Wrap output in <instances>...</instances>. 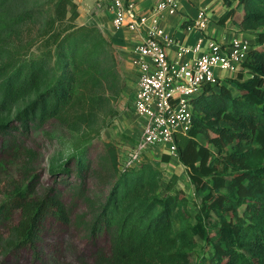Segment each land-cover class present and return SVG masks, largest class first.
Returning <instances> with one entry per match:
<instances>
[{"label":"trees","instance_id":"trees-1","mask_svg":"<svg viewBox=\"0 0 264 264\" xmlns=\"http://www.w3.org/2000/svg\"><path fill=\"white\" fill-rule=\"evenodd\" d=\"M13 1L0 0V149L7 158L0 169L23 164H16L20 181L6 177L10 183L0 189V224L10 223L4 252L28 249L38 259L46 225L55 221L91 241L107 238L109 250L98 248L92 261L42 264H196L199 239L211 248L199 264H264V50L258 49L264 0H223L227 12L219 23L237 21L241 31L254 33L255 44L238 73L204 87L191 131L175 136L189 183L202 195L196 214L176 188L178 176L164 189L163 174L150 161L123 165L114 144L95 147L99 133L77 134L49 162L51 185L41 182L38 153L26 144L32 132L64 121L87 81L118 85L120 73L106 37L77 23L75 2L43 0L12 14ZM37 20L38 32L22 38ZM67 195L88 212L73 218Z\"/></svg>","mask_w":264,"mask_h":264},{"label":"rangeland","instance_id":"rangeland-1","mask_svg":"<svg viewBox=\"0 0 264 264\" xmlns=\"http://www.w3.org/2000/svg\"><path fill=\"white\" fill-rule=\"evenodd\" d=\"M40 1L43 0H14L9 5L8 11L12 14L22 12ZM37 22L36 26L33 25L30 36L26 35L23 30L22 38H29L38 32L37 27H39L40 21L37 20ZM112 47L120 73L119 84L100 82L96 77H93L85 83L83 94L79 96L80 98L76 101L73 109L66 113L64 121H55L41 131H33L27 139L26 144L38 153L35 166L41 174V182L46 187L52 183L49 174H47L48 164L52 158L65 153L68 147L74 143V137L77 134L89 132L92 134L99 133V136L94 140V146L99 149L103 147L104 143L114 144L118 149L123 165L127 163L132 164V166L140 164L138 160L133 163L128 159L133 151L138 150L140 162L148 160L161 170L164 189L172 176V172L176 171L170 166H162L160 164L162 160H155L151 157L152 149L141 145L140 136L143 124L140 123L139 117L133 110L138 83L137 73L135 67L130 63L131 60L127 58V53L113 45ZM34 49L36 50V48ZM258 49L264 50V46L258 47ZM218 72L222 76L227 75V73ZM97 152L98 149L95 153ZM5 159L7 158L3 156L0 149V161L4 162ZM16 164L22 165L23 161L17 160L15 164L10 163L3 170L0 169V184L2 185L0 189H4L5 185L10 183L7 182V178L11 181H20L22 176L16 169ZM179 172L175 174L179 177L176 188L183 189L187 193L193 202L192 213L196 214V208L202 195L198 194L190 185L187 171L180 167ZM73 198L74 196L71 195L66 196V204L71 209L73 218L87 213L88 208L85 204ZM9 227L10 223L0 224V264H42L45 261L55 263L57 260L79 263L81 260H94L96 250L100 247H104L106 251L109 250L107 238L102 237L97 241H91L86 239L83 232L76 227L65 226L52 221L46 225L43 233L42 242L39 244L41 256L38 259L28 249L21 252L6 253L4 248L10 238ZM217 228V220L212 217L209 220L211 237H215ZM199 243L198 248L192 253V259L196 264H199L211 249L203 240L199 239Z\"/></svg>","mask_w":264,"mask_h":264},{"label":"built area","instance_id":"built-area-1","mask_svg":"<svg viewBox=\"0 0 264 264\" xmlns=\"http://www.w3.org/2000/svg\"><path fill=\"white\" fill-rule=\"evenodd\" d=\"M103 2L114 15L116 31L126 28L143 36L134 49L132 62L138 82L133 110L148 121L140 138L141 145L148 149L170 145L171 152L176 153L175 136L191 131L194 103L204 87L219 84L222 79L218 71L230 76L238 73L252 46L238 39L221 44L205 35L193 45L176 40L167 33L162 20L164 13L178 14L181 0H161L147 15L139 13L131 0ZM210 23L209 14L200 10L187 30L204 32ZM171 49L175 52L174 58L169 56ZM128 159L140 163L138 150Z\"/></svg>","mask_w":264,"mask_h":264},{"label":"crops","instance_id":"crops-1","mask_svg":"<svg viewBox=\"0 0 264 264\" xmlns=\"http://www.w3.org/2000/svg\"><path fill=\"white\" fill-rule=\"evenodd\" d=\"M72 1L75 2L79 7L80 16L78 23L99 29V31L114 47L120 48L127 53V58L131 60L130 63L132 64L134 58V49L143 40L142 34L134 33L126 28L122 29L121 31H116L113 25L114 15L108 9L107 4L103 2V0ZM131 1L136 4V9L139 13L147 15L161 0ZM200 10H205L211 17V23L209 27L204 32H200L198 30L188 31L187 27L195 22ZM226 12L227 7L225 6L223 0H181L178 14L169 15L168 13H164L162 25L170 36L175 37L176 40L182 41L187 45L195 44L196 41L203 35L211 37L221 44H230L233 40L238 39L254 45V33L241 31L237 21L230 19L224 25L219 23ZM168 51L169 56L174 58V50L171 49ZM135 71L137 73L136 68ZM218 74L221 79L230 77L228 74L226 76H222L219 72ZM139 120L140 123L143 124V133V129L145 125L148 124V121L141 117H139ZM150 155L153 159L159 161L163 160L162 158L164 156H168L170 158L169 161H162L160 164L162 166H170L175 169L177 172L173 171L172 176L180 173V167L186 170V168L180 163L177 152H171L170 145L157 146L152 149Z\"/></svg>","mask_w":264,"mask_h":264}]
</instances>
